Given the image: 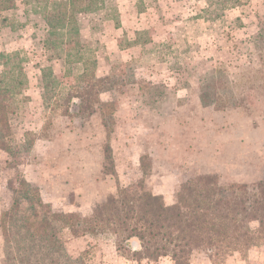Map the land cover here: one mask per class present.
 <instances>
[{"label":"rangeland","instance_id":"rangeland-1","mask_svg":"<svg viewBox=\"0 0 264 264\" xmlns=\"http://www.w3.org/2000/svg\"><path fill=\"white\" fill-rule=\"evenodd\" d=\"M114 3L118 27L91 16L82 30L89 44L82 53L96 56L98 76L138 83L100 96L115 108L109 140L114 175L103 173L105 113H77V105H69L70 115L62 114L65 105L50 113L44 103L43 66L52 67L58 87L77 82L64 76L65 49L43 48V21L22 3L0 13V51L25 56L29 80V100L14 119V152L0 150V211L10 203L18 173L40 190L49 208L80 215H89L119 187L138 190L143 185L170 204L179 184L197 174L215 173L222 183L264 179V49L257 53L254 45L264 29V0ZM218 66L237 91L247 92L245 106L216 110L201 104L198 79ZM26 131L35 136L24 151ZM64 239L68 254H84L87 264H137L116 253L112 235L73 237L66 232ZM131 245L138 244L133 240ZM158 264L174 263L163 258ZM190 264L212 263L205 253L195 252ZM219 264H264V247L250 249L246 257L235 253Z\"/></svg>","mask_w":264,"mask_h":264},{"label":"trees","instance_id":"trees-1","mask_svg":"<svg viewBox=\"0 0 264 264\" xmlns=\"http://www.w3.org/2000/svg\"><path fill=\"white\" fill-rule=\"evenodd\" d=\"M18 3L41 17L43 48L65 49L64 76L77 78L76 83L58 87L53 84L52 67L43 66L44 103L51 107L50 113L61 105H65V115L71 114L69 105H77V113H105L103 173L114 175L109 140L115 108L113 101H103L100 96L137 81L120 83L115 76H98L96 56L82 53L89 46L82 35L84 19L92 16L94 22L118 27L114 0H0V13L15 9ZM254 45L257 53H262L264 29ZM25 64L20 52L0 51V150L8 154L15 149L14 119L29 100ZM198 81V98L203 106L226 110L246 105L247 92L236 90L225 68L205 70ZM23 135V150H30L35 135L28 131ZM146 173L143 170V175ZM12 182L10 203L0 211L4 264H87L84 254H68L66 232L73 237L112 235L116 253L137 264H158L163 258L174 264H190L195 252H203L212 264H219L235 253L246 257L250 249L264 247V179L253 184L222 183L215 173L197 174L179 184L170 204L143 185L138 190L119 187L116 194H107L97 203L89 215L49 208L40 190L20 173ZM133 240L136 248L131 245Z\"/></svg>","mask_w":264,"mask_h":264}]
</instances>
